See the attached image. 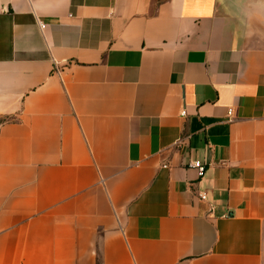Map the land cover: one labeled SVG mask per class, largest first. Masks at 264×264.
I'll list each match as a JSON object with an SVG mask.
<instances>
[{
  "label": "crops",
  "instance_id": "obj_1",
  "mask_svg": "<svg viewBox=\"0 0 264 264\" xmlns=\"http://www.w3.org/2000/svg\"><path fill=\"white\" fill-rule=\"evenodd\" d=\"M0 264H264V8L0 0Z\"/></svg>",
  "mask_w": 264,
  "mask_h": 264
},
{
  "label": "water",
  "instance_id": "obj_2",
  "mask_svg": "<svg viewBox=\"0 0 264 264\" xmlns=\"http://www.w3.org/2000/svg\"><path fill=\"white\" fill-rule=\"evenodd\" d=\"M234 3L240 7H250L254 5H259L264 8V0H233Z\"/></svg>",
  "mask_w": 264,
  "mask_h": 264
},
{
  "label": "built area",
  "instance_id": "obj_3",
  "mask_svg": "<svg viewBox=\"0 0 264 264\" xmlns=\"http://www.w3.org/2000/svg\"><path fill=\"white\" fill-rule=\"evenodd\" d=\"M232 113H233V109H230L229 110V115L232 116ZM192 165L194 167H196L201 172H203L205 170V166H204V164L201 161H195L194 163H192Z\"/></svg>",
  "mask_w": 264,
  "mask_h": 264
}]
</instances>
